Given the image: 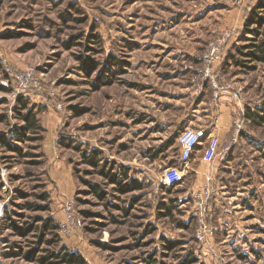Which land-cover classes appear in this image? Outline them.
Returning <instances> with one entry per match:
<instances>
[{
  "label": "rangeland",
  "instance_id": "1",
  "mask_svg": "<svg viewBox=\"0 0 264 264\" xmlns=\"http://www.w3.org/2000/svg\"><path fill=\"white\" fill-rule=\"evenodd\" d=\"M254 11L264 0H0V264L61 245L88 264H264V125L245 117L264 105V62L238 52L264 39ZM227 92L239 104L217 191L194 192L190 174L166 186L180 134L196 119L205 139ZM22 97L39 130L23 129ZM51 219L57 245L17 230Z\"/></svg>",
  "mask_w": 264,
  "mask_h": 264
},
{
  "label": "trees",
  "instance_id": "2",
  "mask_svg": "<svg viewBox=\"0 0 264 264\" xmlns=\"http://www.w3.org/2000/svg\"><path fill=\"white\" fill-rule=\"evenodd\" d=\"M262 7L263 6L260 4L257 8H262ZM254 24L257 25L258 27L259 26L261 27L264 24V16L260 15L256 11H254L251 14V16L249 17L246 23L248 29H250V26ZM246 48L249 49L247 52L242 50V48L238 51L241 55L245 54L247 58L246 60H249L251 62L253 61L264 62V39H259L258 36H255V39L253 38V40H251V43H249L248 47ZM86 63L88 64V61H86ZM235 63L237 65H244L243 60L235 59ZM1 88L3 91L8 90L5 87H1ZM19 103L21 107H20V111H18V113L20 112L18 114V117L25 123L23 129L26 132L32 130L33 131L39 130L41 127L39 125V119L37 117V113L34 111V108H29L28 101L25 100L23 97L20 98ZM22 110H25V112H23ZM245 117L247 118L248 121H251V123L255 125H259V126L264 125V105L259 110L247 108ZM0 141L3 142L4 145L10 147V144L7 142L5 138H0ZM101 172L106 176H109L111 181L122 184L117 174H112L110 171H107L106 167H103ZM124 174L126 175V177L128 176L126 173ZM133 186L135 188H142V183L138 180H135ZM174 187L175 186H172V188ZM93 193L96 194L97 196H100V198L102 199L106 197V195L103 193L101 188L97 185L93 186ZM43 199L48 200L46 194L43 196ZM27 205L30 208H33L34 206L33 204H29V203ZM165 208L167 209V215L170 214L172 211L171 208L170 207H165ZM39 209H43V208L40 206ZM45 209H48V207L46 206ZM124 210L126 211V209ZM35 228L44 231L46 234L47 233L52 234L54 237L53 244L59 243V236L56 233V231L59 228V225L55 223L53 219L49 220L48 223L42 225L41 227L38 226L33 227L32 225L31 227H27V228H17V230L19 232L22 230L29 232L30 230H35ZM167 242L168 245L166 246L169 249L175 247L174 241L167 239ZM37 251H35L37 254L38 252H44L37 256L34 254V257L32 258L33 262H37L39 264H88L86 259L79 252L72 251L65 245H61L60 247H56L55 249H44L43 251L41 250H39L38 252ZM30 255H32L30 252L26 253V256L28 258H30ZM154 261L147 260L146 264H153L152 262Z\"/></svg>",
  "mask_w": 264,
  "mask_h": 264
},
{
  "label": "built area",
  "instance_id": "3",
  "mask_svg": "<svg viewBox=\"0 0 264 264\" xmlns=\"http://www.w3.org/2000/svg\"><path fill=\"white\" fill-rule=\"evenodd\" d=\"M229 37L219 39L212 44V50L208 56V71L210 72L213 68L216 60L221 59L224 52V47L228 43ZM31 71H27L25 76H29ZM241 128V125H239ZM205 131L199 129L187 128L179 136V144L181 152L179 155V161L184 166L181 168L178 165H173L168 168L163 173L162 181L166 186H177L185 180L186 171L190 165L192 158L197 152L198 148L203 144ZM221 142L217 135L209 134L208 142L204 147L203 159L208 163H213L220 153ZM208 190V189H207ZM210 192V189L208 190ZM204 202V201H203ZM205 230L202 228L199 230V238L203 239Z\"/></svg>",
  "mask_w": 264,
  "mask_h": 264
},
{
  "label": "crops",
  "instance_id": "4",
  "mask_svg": "<svg viewBox=\"0 0 264 264\" xmlns=\"http://www.w3.org/2000/svg\"><path fill=\"white\" fill-rule=\"evenodd\" d=\"M235 101L238 103L234 94L231 92H227L221 98L220 110H216L218 113V116L216 119L214 118L215 124L213 125V130L207 131L208 132L207 137L203 140V144L198 148L197 152L195 153L194 157L192 158L190 162V165L188 167V170L186 171V174H190L192 177L196 178L192 186V190L194 192H200L203 195L204 193H206V191L208 192L209 189L211 192L217 191L215 178L219 171L221 162L220 160L217 161V159L213 163H208L207 161H205L203 159L204 147L206 146L208 142L209 134L219 136L221 146H222V143L229 138L231 131H232L233 124H234L232 110L234 111L235 109V106H233ZM190 123H194L196 127L199 128V130H203L202 124L197 123L196 119H191ZM191 129H194V128H191ZM178 146H179V155H180L181 148H180L179 141H178ZM232 155L234 157L232 156L231 159L229 157V160H232V161L236 160L237 159L236 155L234 153H232Z\"/></svg>",
  "mask_w": 264,
  "mask_h": 264
}]
</instances>
